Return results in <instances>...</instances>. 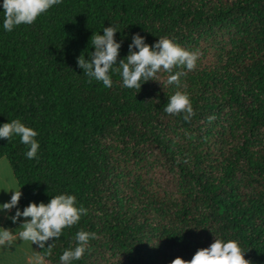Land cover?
<instances>
[{"label": "trees", "instance_id": "obj_1", "mask_svg": "<svg viewBox=\"0 0 264 264\" xmlns=\"http://www.w3.org/2000/svg\"><path fill=\"white\" fill-rule=\"evenodd\" d=\"M2 20L0 12V124L19 119L39 144L28 159L19 137L0 139L22 192L17 207L66 193L87 209L35 244L45 264H60L78 230L95 237L71 264H171L215 238L236 240L248 264H264V0H59L12 31ZM110 24L117 62L139 34L196 52V66L161 68L140 89L110 72L104 87L77 57L87 59L92 33ZM229 27L230 46H207ZM175 91L189 96L188 121L163 110ZM153 170L184 185L168 193ZM14 212L6 227L28 219L13 223Z\"/></svg>", "mask_w": 264, "mask_h": 264}, {"label": "clouds", "instance_id": "obj_2", "mask_svg": "<svg viewBox=\"0 0 264 264\" xmlns=\"http://www.w3.org/2000/svg\"><path fill=\"white\" fill-rule=\"evenodd\" d=\"M59 0H0L4 31H12L16 25L31 24L39 14L45 12ZM118 30L112 24L104 26L103 34L91 35V49L85 55L77 57L78 67L90 79L102 82L104 87H111L112 80L110 72H118L122 85L126 88H141V81L146 82L152 78L161 68L171 72L173 66L183 65L188 70L196 66L197 53L189 51L166 37H159L152 45L145 43V38L139 34H133L132 42L129 44V53L117 62L119 55L120 41L114 38ZM135 47L136 51H132ZM180 73H173L168 76V84L178 81ZM167 114H182L183 119L188 121L194 110L189 96L185 92L175 91L167 98L164 106ZM37 131L26 126L19 119L0 124V139L19 137L20 143L27 146L24 153L28 159L37 155L39 147L35 137ZM22 195L21 190H12L10 199L0 203V213L15 212L10 216L13 223L21 218H28L21 221V230L18 236L21 240L31 241L33 244L43 247L50 238H57L61 235L63 228L77 223L87 209L82 205L77 206L76 197L72 194L60 193L50 197L45 202H29L21 210L18 201ZM0 244L11 240L8 229L0 227ZM95 237V233L78 230L75 233L76 244L74 247L66 248L59 256L60 264H71L79 260L86 251L89 240ZM171 264H248L236 240L216 239L208 247L199 248L195 251L190 260H183L180 257L171 261Z\"/></svg>", "mask_w": 264, "mask_h": 264}, {"label": "crops", "instance_id": "obj_3", "mask_svg": "<svg viewBox=\"0 0 264 264\" xmlns=\"http://www.w3.org/2000/svg\"><path fill=\"white\" fill-rule=\"evenodd\" d=\"M2 160H0V181L5 180L6 178V182L4 183L5 188L0 187V203L6 202L10 199L12 190H19L12 170L10 166H7L8 161L6 160V162ZM11 212L0 213V227L8 229L11 234L10 241H5L0 244V264H45L40 257L35 244L31 241H25L19 238L18 233L21 230L20 224L13 227L5 226L6 219ZM2 230L3 229L0 228V231Z\"/></svg>", "mask_w": 264, "mask_h": 264}, {"label": "rangeland", "instance_id": "obj_4", "mask_svg": "<svg viewBox=\"0 0 264 264\" xmlns=\"http://www.w3.org/2000/svg\"><path fill=\"white\" fill-rule=\"evenodd\" d=\"M234 35H235V30L232 27H229L223 32L219 33L217 35V38H208L205 40V42L208 47L218 49L221 47L230 46L233 43ZM175 85L178 86L179 84H175ZM239 135H240V131H237L234 134L236 138H238ZM176 136L180 137V134L177 133ZM2 161H6V160H2ZM7 166H9L8 163ZM150 177L154 182L160 184V186L168 193H175L178 189H180L184 185L182 182H180V180H178L175 174L163 170H153ZM5 182H6V178L5 180L0 181V187L5 188L4 185Z\"/></svg>", "mask_w": 264, "mask_h": 264}]
</instances>
